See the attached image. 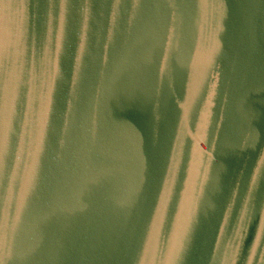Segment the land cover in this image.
<instances>
[{"label": "water", "instance_id": "obj_1", "mask_svg": "<svg viewBox=\"0 0 264 264\" xmlns=\"http://www.w3.org/2000/svg\"><path fill=\"white\" fill-rule=\"evenodd\" d=\"M0 264H264V0H0Z\"/></svg>", "mask_w": 264, "mask_h": 264}]
</instances>
